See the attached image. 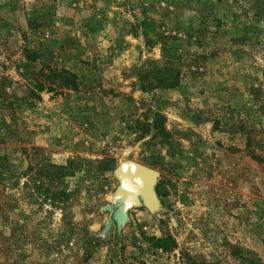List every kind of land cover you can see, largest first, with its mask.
<instances>
[{"label":"rangeland","instance_id":"rangeland-1","mask_svg":"<svg viewBox=\"0 0 264 264\" xmlns=\"http://www.w3.org/2000/svg\"><path fill=\"white\" fill-rule=\"evenodd\" d=\"M23 9L0 26V264H264V0Z\"/></svg>","mask_w":264,"mask_h":264},{"label":"water","instance_id":"water-1","mask_svg":"<svg viewBox=\"0 0 264 264\" xmlns=\"http://www.w3.org/2000/svg\"><path fill=\"white\" fill-rule=\"evenodd\" d=\"M125 167L129 169L124 172H121L122 169L120 170V176L123 177L125 184H127L129 188L134 186L135 190L138 188L144 196L146 192L152 194V186L156 173L137 164H125Z\"/></svg>","mask_w":264,"mask_h":264},{"label":"crops","instance_id":"crops-1","mask_svg":"<svg viewBox=\"0 0 264 264\" xmlns=\"http://www.w3.org/2000/svg\"><path fill=\"white\" fill-rule=\"evenodd\" d=\"M38 0H0V26L6 25V23L10 20V18L17 17L20 13L19 7L23 6V8H28V4H32ZM23 9V10H24ZM25 9V13H26Z\"/></svg>","mask_w":264,"mask_h":264},{"label":"trees","instance_id":"trees-1","mask_svg":"<svg viewBox=\"0 0 264 264\" xmlns=\"http://www.w3.org/2000/svg\"><path fill=\"white\" fill-rule=\"evenodd\" d=\"M170 73H174V71L166 70L164 73H159V72L156 73L157 75L159 74V77H160L158 78L159 84L165 89H174V88H177L180 84L179 75H176L175 77L170 78L169 77ZM254 159L260 160L258 156H254ZM53 167L57 171V174H56L57 176H60V175L61 177L64 176L63 171L65 170V168L56 167V166H53Z\"/></svg>","mask_w":264,"mask_h":264},{"label":"bare ground","instance_id":"bare-ground-1","mask_svg":"<svg viewBox=\"0 0 264 264\" xmlns=\"http://www.w3.org/2000/svg\"><path fill=\"white\" fill-rule=\"evenodd\" d=\"M124 167V166H123ZM122 167V168H123ZM129 168L128 167H124V169H122L121 170V172H124L125 170H128ZM135 187L133 186H131V188H129V190H128V192L127 193H129L128 195H130L131 193H133L134 191H135V189H134ZM140 192V190L137 188V190H136V192ZM127 193H126V195H127ZM134 194V193H133ZM126 195L124 196V197H126ZM145 201H146V203H147V206L149 205V207L150 206H152L153 208H154V206H155V200H154V197H153V195L150 193V192H146L145 193ZM127 201V200H126ZM129 202V201H128ZM145 203V204H146ZM126 208V207H125ZM125 210V209H124Z\"/></svg>","mask_w":264,"mask_h":264}]
</instances>
